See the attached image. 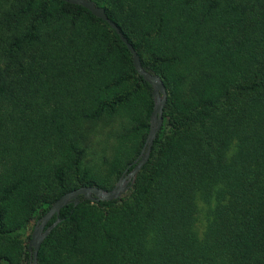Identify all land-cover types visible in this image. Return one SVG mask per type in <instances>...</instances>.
<instances>
[{
	"label": "trees",
	"instance_id": "obj_1",
	"mask_svg": "<svg viewBox=\"0 0 264 264\" xmlns=\"http://www.w3.org/2000/svg\"><path fill=\"white\" fill-rule=\"evenodd\" d=\"M91 1L164 85L162 123L118 198L60 209L36 264H264V0ZM151 91L84 8L0 0V264H31L60 196L131 170Z\"/></svg>",
	"mask_w": 264,
	"mask_h": 264
},
{
	"label": "water",
	"instance_id": "obj_2",
	"mask_svg": "<svg viewBox=\"0 0 264 264\" xmlns=\"http://www.w3.org/2000/svg\"><path fill=\"white\" fill-rule=\"evenodd\" d=\"M67 3L77 5L87 10L92 16L105 22L110 29L118 36L120 41L125 45L127 51L131 56V65L134 71L152 87L151 97L153 98V107L150 112L148 121L149 128L144 138L143 145L140 149L139 155L133 161V166L115 185L105 191L97 187H78L70 192H67L56 199L44 215H42L32 227L27 249H31V264H36V255L40 244L45 237L57 226L59 223L58 213L60 209L69 201H72L73 206L77 204L76 197L82 196L87 201H110L118 198L131 184V178L137 173L140 168L147 161L148 154L155 139L156 133L159 131L162 123V109L166 99L165 87L157 75L145 71L140 64L139 58L132 48L131 44L127 42L125 37L121 34L117 26L111 22L102 7L96 6L91 0H65ZM129 181V185H125V181ZM54 216V220L48 225L46 223Z\"/></svg>",
	"mask_w": 264,
	"mask_h": 264
}]
</instances>
